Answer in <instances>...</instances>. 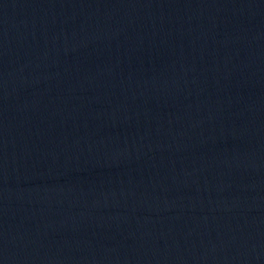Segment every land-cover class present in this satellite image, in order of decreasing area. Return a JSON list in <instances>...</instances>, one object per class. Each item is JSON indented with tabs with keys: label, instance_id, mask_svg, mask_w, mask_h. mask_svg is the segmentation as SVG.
Wrapping results in <instances>:
<instances>
[{
	"label": "water",
	"instance_id": "95a60500",
	"mask_svg": "<svg viewBox=\"0 0 264 264\" xmlns=\"http://www.w3.org/2000/svg\"><path fill=\"white\" fill-rule=\"evenodd\" d=\"M0 264H264V0H0Z\"/></svg>",
	"mask_w": 264,
	"mask_h": 264
}]
</instances>
